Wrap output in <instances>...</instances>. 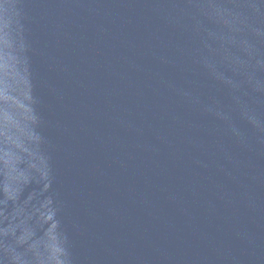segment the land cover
Instances as JSON below:
<instances>
[{"label": "water", "instance_id": "1", "mask_svg": "<svg viewBox=\"0 0 264 264\" xmlns=\"http://www.w3.org/2000/svg\"><path fill=\"white\" fill-rule=\"evenodd\" d=\"M0 264H264V0H0Z\"/></svg>", "mask_w": 264, "mask_h": 264}]
</instances>
